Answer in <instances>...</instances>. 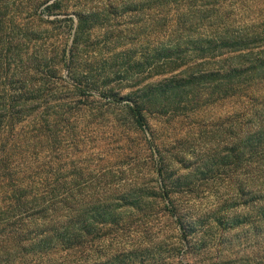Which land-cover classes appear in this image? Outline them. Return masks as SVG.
I'll return each instance as SVG.
<instances>
[{
    "label": "trees",
    "instance_id": "1",
    "mask_svg": "<svg viewBox=\"0 0 264 264\" xmlns=\"http://www.w3.org/2000/svg\"><path fill=\"white\" fill-rule=\"evenodd\" d=\"M254 212L264 0H0V264H122L153 216L176 252Z\"/></svg>",
    "mask_w": 264,
    "mask_h": 264
},
{
    "label": "rangeland",
    "instance_id": "2",
    "mask_svg": "<svg viewBox=\"0 0 264 264\" xmlns=\"http://www.w3.org/2000/svg\"><path fill=\"white\" fill-rule=\"evenodd\" d=\"M67 17L69 15L60 16L59 19L63 20ZM55 25L58 28H63L66 23L60 21ZM133 44L130 46L132 47ZM66 72L67 70H65ZM204 116L207 119L204 131L205 134H209L213 129L211 118L214 115L208 112ZM171 126L177 137L181 134L185 136L188 131L194 130L197 133L200 130V126L192 118L174 122ZM208 134L206 135L209 136ZM224 192L226 193V191ZM201 196L202 199L209 197L206 198L207 200L205 199V202L211 204V212L221 209V205L219 206L211 196L207 194ZM226 197L222 194L221 199L225 200ZM222 206L224 209L230 210L231 202L226 199L225 203L222 202ZM234 211L237 212V210ZM254 216L255 212L249 219H243L244 215L240 214V220L235 223L232 222V215L231 218L230 216L224 217L220 224L212 222L200 242L192 244L191 240L190 244H185L176 252L171 249L170 244L176 242L177 233H172L169 230L171 228L168 229V223L166 224L164 217L153 216L151 224L148 225L150 229L147 240H145L147 243H142L144 244L142 245L140 239L137 238L132 248L121 249V257L124 260L122 264H264V224L255 221ZM241 220L248 222L244 223ZM158 242H163V245L157 246ZM153 243H155L154 246ZM101 263L104 264L103 261Z\"/></svg>",
    "mask_w": 264,
    "mask_h": 264
},
{
    "label": "water",
    "instance_id": "3",
    "mask_svg": "<svg viewBox=\"0 0 264 264\" xmlns=\"http://www.w3.org/2000/svg\"><path fill=\"white\" fill-rule=\"evenodd\" d=\"M65 70H67V66L65 67Z\"/></svg>",
    "mask_w": 264,
    "mask_h": 264
}]
</instances>
